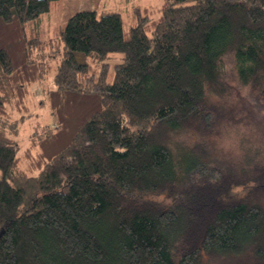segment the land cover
Listing matches in <instances>:
<instances>
[{
	"label": "trees",
	"instance_id": "trees-1",
	"mask_svg": "<svg viewBox=\"0 0 264 264\" xmlns=\"http://www.w3.org/2000/svg\"><path fill=\"white\" fill-rule=\"evenodd\" d=\"M55 1L0 0V264H264V0L76 11L45 86Z\"/></svg>",
	"mask_w": 264,
	"mask_h": 264
},
{
	"label": "rangeland",
	"instance_id": "rangeland-1",
	"mask_svg": "<svg viewBox=\"0 0 264 264\" xmlns=\"http://www.w3.org/2000/svg\"><path fill=\"white\" fill-rule=\"evenodd\" d=\"M162 0H57L50 7L48 12H44L40 15L39 23V37L41 41H49L50 44L44 48V54L48 59L49 72L47 78L43 80L45 86L52 85V76L55 73L56 65L58 64L61 57V50H63L62 43L59 42V33L63 29L68 17L76 11L82 9H95L100 12L102 10H118L122 18V28L124 36L128 37L129 27L138 18L137 12L134 9L138 6L142 9L140 14H144V9L148 10V13L152 18L158 16L157 9L161 5ZM112 62L117 60V55H112ZM32 89L37 95L28 101V112L29 117L23 123L22 131H19L18 138L22 146L27 145L29 136L37 131L36 128L40 127L44 123H51L53 117L48 114L47 105L42 104L43 102L37 103L39 100V88L44 85ZM39 129V128H37ZM234 138V137H231ZM234 139L222 142L221 147L229 151V148H233L232 144ZM242 257H236L227 259L223 264H243Z\"/></svg>",
	"mask_w": 264,
	"mask_h": 264
}]
</instances>
